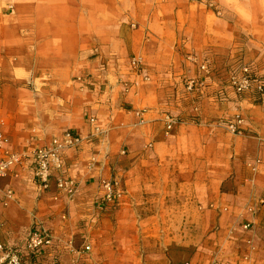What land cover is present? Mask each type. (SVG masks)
Returning <instances> with one entry per match:
<instances>
[{
	"label": "crops",
	"instance_id": "0c3cea01",
	"mask_svg": "<svg viewBox=\"0 0 264 264\" xmlns=\"http://www.w3.org/2000/svg\"><path fill=\"white\" fill-rule=\"evenodd\" d=\"M91 2L0 0V78L13 69H29L36 61L50 73L48 82L41 83L44 86H61L62 82L68 81L62 80L65 77L59 70L69 72L80 65L96 64L97 60L88 61L94 43L104 53L101 57L104 61L99 63H104L107 68L101 78L104 91L99 95L95 87L91 89L95 81L92 86L90 81H83L82 84L74 81L71 86L66 83L64 87L67 85L68 93H56V100L63 101L65 106H57L52 112L53 121L45 115L39 117V122L36 117L16 114L12 117L4 111L5 99L0 91V121L9 152L45 146L67 131H73L82 138L79 151L68 152L65 157L68 173L79 188L73 207L72 204L66 205L63 199L54 202V186L45 192L38 191L31 184L28 172L22 168L6 178H0V240L6 242L13 239H7L11 234L6 227L9 220L26 222L28 229L34 216L40 220L53 218L59 231L62 225L64 229H70L73 220L69 214L73 213L75 217L87 215V203L96 196L98 180L111 178L107 176L108 158L105 157L124 150L128 153L127 157H110L111 164L118 160L123 177L114 178L127 192L113 210H122L133 194V199L143 205L138 211H144L148 206L149 213L158 218L146 223L140 221L138 229L144 224L164 230L179 227L202 230L206 225L204 215L210 213L213 217V245L220 254L213 257L211 263L264 264V96L260 105L253 104L250 99L221 101L223 103L214 105L202 98L198 102L201 119L203 117L205 121L206 117L213 115L207 113L206 106L210 105L220 109L221 117L226 121L222 123L221 120L222 125L217 126L172 124L170 130L167 126L171 120L168 114H161L160 108L128 112L119 108L117 103L127 100L130 91L147 83L153 86L137 90L133 95L138 104L156 96L173 97L178 75L193 76L198 72L188 60L174 54L162 72L158 64L152 70L143 69L140 75L128 72L134 80L133 85L127 95H119V86L113 79L120 73L114 69L121 68L120 62L126 51L123 30L117 23L104 28V9L100 17L93 19ZM192 4V0L174 2V18L177 19L178 10H182L183 18L187 20ZM178 6L183 8H176ZM202 17L196 18V28L191 30L192 46L199 40L216 39L219 20L207 14ZM187 28L186 24L182 34ZM172 33L179 36L177 27ZM241 44L249 54V58L244 56L243 61L256 63L264 69V38L262 41L247 38ZM154 48L157 63L158 53H163L165 49H162L161 41H157ZM204 76L199 78L203 84L201 90L204 91L207 86V90L220 88L214 81L201 78ZM78 90L85 92L88 98L89 104L85 109L80 104L81 98H76ZM51 94L54 98V93ZM156 101L160 107L161 100ZM83 110L89 117L81 115ZM173 111L170 109V113ZM236 114L241 116L242 123L239 125L241 132L235 134L225 125ZM187 115L183 114V117ZM89 118L97 120L101 134L93 135ZM45 121L47 124H44ZM87 182L90 183L89 188L96 182L95 191H88ZM129 182L134 186V193ZM8 192H11L10 197H7ZM27 198L31 200L29 204L26 203ZM193 204L198 214L189 219L187 213L193 210ZM65 208L66 213L63 211ZM62 213H69L67 218L70 219L60 220ZM180 213L182 219L177 222L176 217ZM126 225L115 226L124 229V232L117 233L111 241L105 240L104 264H136L137 261H140L139 264H170L173 246L178 244L174 242L173 234L166 232L163 238L152 244L140 238L141 233L126 232L130 223ZM245 226L248 228L245 229ZM188 241L190 238L186 233L179 243Z\"/></svg>",
	"mask_w": 264,
	"mask_h": 264
},
{
	"label": "rangeland",
	"instance_id": "374dc122",
	"mask_svg": "<svg viewBox=\"0 0 264 264\" xmlns=\"http://www.w3.org/2000/svg\"><path fill=\"white\" fill-rule=\"evenodd\" d=\"M182 1L184 0H92L93 19L97 18V16L100 17L101 10L104 9V28L111 26L113 23H117L123 30V41L126 51H124V58L120 62L121 68L114 69L120 72L117 74L119 76L116 75L117 79L116 77L113 79V82L119 86V91H117L119 95H127L128 90L131 88V85H133L134 80L130 78L128 72L132 75H140V72L137 73L132 68L131 63L133 60L138 62L141 72L143 69H154L155 64L160 66V70L162 69L160 72H162L165 70L166 66L168 67L172 59L171 57H173L174 54H178L181 58L188 60L190 63L189 56H196L200 61L204 57L209 58L211 62L209 74L201 78L214 81L222 91L226 88L229 71L238 68V59L244 60V56L249 55L246 52L248 49L241 43L246 41L247 38H253L258 41H262L264 38V0H192L194 4L190 6V15L187 20L183 18L182 10H178L177 19L174 18L175 6L173 4L174 2L180 3ZM164 2L167 4L164 5ZM176 8H183V6H178ZM205 14L213 19L217 18L219 20L217 21L218 28L216 39L212 41L209 38L206 40H199V43L194 44L193 47L190 43L192 35L191 30L196 28V18H198V16L203 18L202 16ZM156 16H158V18H156ZM186 24L188 28L184 34H182ZM174 27H177L179 36H174L172 33ZM157 41H161L162 49H165V51L163 53H158L159 58L156 63L155 60L157 55H154V44H156ZM94 44L92 54L88 58V61L95 62V60H97L96 64L87 63L83 66L80 65L79 67L71 69L69 72L67 70H59L61 75L65 77V79L62 80L68 81V83L62 82L63 85L61 86H44L41 82H48L50 73L49 70L38 65L36 61L32 63L29 69H13L7 74H4L3 77L0 78V91L3 93L5 99L4 111L9 112L12 117L14 114L31 118L36 117L39 122V117L45 115L48 116V120L53 121L55 117H51L53 116L52 112L57 109V106H65L63 101L56 100V93L61 92L63 95H66L68 93L66 90L68 84L71 86L75 84L74 81L80 84H82L83 81H90L89 83L92 86L93 81H95V86L90 87L91 89L95 87L97 94H101L104 91V83H102L101 78L104 76L107 68L104 63L100 64L104 61V59L101 58L104 53L99 50V46L95 47L96 43ZM191 64L194 65L196 68V70H194L198 73L193 76L185 74L178 75L175 84L177 88H173L172 91L173 97L168 96V98H166L161 95L159 97H153L151 100L145 99L143 103L138 104L133 98V95L137 90L147 89L151 85L147 83L139 86L137 90L130 91L127 100L123 99L124 101L117 103L119 108L128 112L134 110L148 111L151 108L154 109L157 107L162 110L161 114H168V119L174 121V124L177 125H222L220 123L221 120L222 123H224L226 121L224 119L226 118L222 119L223 117H221L220 109L205 105L208 110L207 113L210 112L213 113V115L208 118L206 117L204 121L203 117L201 119L199 113L200 106L198 104L199 100L202 98L209 100V102L214 105L223 103L218 100L217 92L219 89L207 90V86L204 91L201 89L198 91H188L185 88V79H193V77L199 79L200 76H203L199 72L197 65L194 63ZM66 83L67 85L65 88L64 85ZM51 93H54V98L51 96ZM84 93L85 92H80L79 90L75 92L78 96L76 98H81L82 103H79L85 109L89 102ZM157 99L161 100L160 107L158 106V101H156ZM245 99H250L255 105H260L263 100V98L254 100V98L242 96L241 98L236 97L233 101L241 102ZM170 109H174L173 113H170ZM178 109L181 111H178ZM183 114L188 115L183 117ZM233 114L234 112L231 113V115ZM81 115L84 118L89 117L85 110L81 111ZM44 124H47V122L45 121ZM123 151L120 150L116 154H113V156L127 157L128 153ZM113 156L107 155V157H105L108 158L106 161L107 176L111 178L115 176L123 177V173L118 166V160L113 164L110 163V157ZM95 184L96 182L89 188L90 183L87 182L88 191H95ZM129 184L132 193H134V186L131 182H129ZM27 194L29 195V192H27ZM133 198L134 195L132 194L129 202L119 212L113 210L114 208L104 209V207H100L99 209L96 206L94 207L92 202L93 199L87 203V215L81 217L76 215L75 217L73 213L72 215L68 213L73 222L71 228L66 231L68 237L74 240L73 244L80 253L77 256V264H104V245L107 243L105 240L108 239V241H111L113 237L115 238L117 236V233L124 232V229H117L115 226H127L126 224L129 223V227L125 229L126 232L141 233L140 238H143L145 241H150L152 244L163 238L166 232L173 234V240L178 244L173 246L170 264H188V262L192 264H211L213 257L219 254L213 245L212 234L214 230L212 227V214L206 213L204 215L206 225L204 229L199 231L197 229L180 227L164 230L144 224L138 229L137 225L140 221L146 223L158 218L152 213H149L148 206L145 207L144 211H138L143 205L136 202ZM30 202L31 200L27 198L26 203L29 204ZM54 202L57 203V200ZM75 203L74 201L71 203L66 202V205L72 204L73 207ZM193 206V210L187 213L189 219H192L193 216L196 217L198 214L194 204ZM64 210L66 213L67 209L65 208L63 211ZM67 219L69 220L70 218L68 217ZM181 219L182 215L180 213L178 217H176V221L180 222ZM27 226L28 224L26 225V222L9 220L6 227L11 234L7 236V239L17 237L21 232L27 229ZM197 231L198 234L196 235ZM186 233H188L190 241L187 243H179L182 242L183 236ZM88 243L91 249L89 252H84V245ZM139 263L140 261L136 262V264Z\"/></svg>",
	"mask_w": 264,
	"mask_h": 264
},
{
	"label": "built area",
	"instance_id": "2783aa9c",
	"mask_svg": "<svg viewBox=\"0 0 264 264\" xmlns=\"http://www.w3.org/2000/svg\"><path fill=\"white\" fill-rule=\"evenodd\" d=\"M191 63L197 65L199 72L205 76L209 74L211 62L209 58L196 56L188 57ZM132 68L137 73L139 64L133 60ZM237 69H231L227 76L225 90L218 93L219 101H229L236 97H250L260 100L264 96V69L253 62L242 59L237 61ZM200 79H185L184 85L188 91H197L203 87ZM88 123L93 126V135L101 134L95 118H89ZM242 119L238 114L233 120L227 121L228 130L240 133ZM174 121H170L167 129L170 130ZM6 137L2 131L0 121V178H6L22 168L29 174L31 184L40 192L47 191L51 186L55 188V200L63 199L71 203L78 195V183L68 173L66 163L68 152L79 151L82 138L73 131H67L61 137L54 138L49 144L41 147L27 148L20 152L11 153L6 149ZM96 196L93 200L94 207L100 209L116 208L126 196V190L120 181L115 178H100L97 182ZM11 192L7 193V197ZM60 220L66 221L67 215L62 213ZM2 224L0 223V227ZM248 226H245L247 229ZM62 231L57 230L53 218L40 220L35 216L29 228L21 232L11 241L0 240V264H77L80 254L74 246V240L68 237L64 226ZM90 244L84 245V252H89ZM211 264H220L214 261Z\"/></svg>",
	"mask_w": 264,
	"mask_h": 264
}]
</instances>
